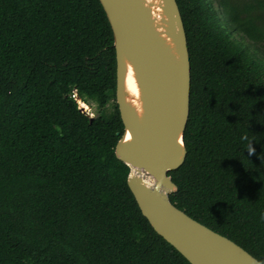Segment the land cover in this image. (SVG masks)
Returning <instances> with one entry per match:
<instances>
[{
	"label": "trees",
	"instance_id": "trees-1",
	"mask_svg": "<svg viewBox=\"0 0 264 264\" xmlns=\"http://www.w3.org/2000/svg\"><path fill=\"white\" fill-rule=\"evenodd\" d=\"M176 2L190 95L169 199L261 262L264 0H216L223 15L210 0ZM115 88L99 0H0V264H190L127 186ZM77 99L111 106L108 123Z\"/></svg>",
	"mask_w": 264,
	"mask_h": 264
},
{
	"label": "water",
	"instance_id": "water-1",
	"mask_svg": "<svg viewBox=\"0 0 264 264\" xmlns=\"http://www.w3.org/2000/svg\"><path fill=\"white\" fill-rule=\"evenodd\" d=\"M99 2L113 35L115 102L124 129L114 153L129 169L127 186L141 214L190 264H261L169 199L177 187L168 172L186 158L183 134L190 95L189 53L176 0ZM128 66L140 111L125 90Z\"/></svg>",
	"mask_w": 264,
	"mask_h": 264
},
{
	"label": "rangeland",
	"instance_id": "rangeland-1",
	"mask_svg": "<svg viewBox=\"0 0 264 264\" xmlns=\"http://www.w3.org/2000/svg\"><path fill=\"white\" fill-rule=\"evenodd\" d=\"M214 8L217 10L218 15H223V11L221 12V9H218L216 0H210ZM225 20L224 18L222 19ZM239 38V36H237ZM259 54L264 55V47H259ZM79 107L84 111L86 114L89 115L90 118H96L98 120V123L102 126H105L108 123V114L112 111L111 106H107L105 108H101L98 110L94 103L92 102H81L79 99H77ZM82 104V105H81ZM84 105V106H83Z\"/></svg>",
	"mask_w": 264,
	"mask_h": 264
},
{
	"label": "bare ground",
	"instance_id": "bare-ground-1",
	"mask_svg": "<svg viewBox=\"0 0 264 264\" xmlns=\"http://www.w3.org/2000/svg\"><path fill=\"white\" fill-rule=\"evenodd\" d=\"M153 14H155V11L153 12ZM125 90L128 93V96H130V100L132 101V103L137 107L138 111H140V102L138 101L139 91L133 75V71L129 66L125 79Z\"/></svg>",
	"mask_w": 264,
	"mask_h": 264
},
{
	"label": "clouds",
	"instance_id": "clouds-1",
	"mask_svg": "<svg viewBox=\"0 0 264 264\" xmlns=\"http://www.w3.org/2000/svg\"><path fill=\"white\" fill-rule=\"evenodd\" d=\"M248 148H249V152L253 151V149L250 147V145L248 146ZM262 218H264V217H262ZM261 264H264V261H261Z\"/></svg>",
	"mask_w": 264,
	"mask_h": 264
}]
</instances>
